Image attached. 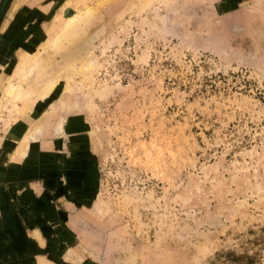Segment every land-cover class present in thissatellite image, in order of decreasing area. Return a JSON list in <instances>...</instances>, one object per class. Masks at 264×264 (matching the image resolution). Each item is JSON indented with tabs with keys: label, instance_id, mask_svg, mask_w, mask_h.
Here are the masks:
<instances>
[{
	"label": "rangeland",
	"instance_id": "1",
	"mask_svg": "<svg viewBox=\"0 0 264 264\" xmlns=\"http://www.w3.org/2000/svg\"><path fill=\"white\" fill-rule=\"evenodd\" d=\"M34 2L21 13L33 48L1 46L0 91L16 78L57 83L17 101L10 131L0 122V171L33 169L23 181L65 232L38 247L40 260L19 255L4 199L0 264H264V0ZM85 7L88 22L49 49L65 12ZM62 157L65 182L47 181V160Z\"/></svg>",
	"mask_w": 264,
	"mask_h": 264
},
{
	"label": "crops",
	"instance_id": "2",
	"mask_svg": "<svg viewBox=\"0 0 264 264\" xmlns=\"http://www.w3.org/2000/svg\"><path fill=\"white\" fill-rule=\"evenodd\" d=\"M27 1L28 0H25L22 2L20 0H13V1L11 0L10 2L11 4H9L8 11L4 15L0 16V48L1 46H6V47L9 46L13 48V51H16V49L20 50V53L23 51L21 46H23L24 44L29 43L26 49L33 48L35 41L33 40V43H32L31 40L29 39L32 37V34H31V28L27 27L29 24L30 26H32L31 23L33 21H32L31 15L29 16V19H30L29 22H23L22 21L23 17L21 13L24 12V16L27 17L26 12L29 11L28 14H31L34 11V10H31V8H34L35 6H39V3L34 2V0H29L28 2ZM20 6H22V11L21 9L18 10ZM49 155L50 153H46L47 157ZM8 156H9L8 148L4 145V143H1L0 145V168L2 164L8 159ZM21 160L22 158L19 159V161ZM47 162L48 163H47L46 169L47 170L55 169L57 170V173H55L54 175L47 174L46 180L49 182L50 181H56V182L60 181L64 183L65 174H64V171H62V169L65 167V157H62V160H57V161L55 160L49 161L48 159ZM32 172H33V169H28V170H23V171L19 169L17 170L13 178L7 179L2 176L1 171H0V177L4 179V182H2L0 186L1 187L0 190L2 194L0 195L1 197L0 202L4 199L9 201V204L11 205L10 208H12L13 210L12 213L14 214L16 218V222H17L16 227L20 228V231H21L19 233V238L14 241V245L16 247L15 248L16 253H18L20 249L23 251L22 248H25L26 250L32 249L34 251L33 258L35 257V261H38L40 260L39 258L42 255L39 253L38 247L39 246L43 247L44 245L49 246V241L51 237L50 234L51 233L54 234L55 231H59L60 229H62V231L65 232V227L63 225L60 226L59 224H55L54 222L57 220L53 219L52 217L48 218L45 213H44L45 215L41 214L42 212L40 211L41 209L37 207L36 197L38 196V193H34L33 191L34 189L31 188L32 185H29V183H26L23 181V179L27 178L29 174ZM12 179H15V180H12ZM2 186H3V189H2ZM10 186L13 191V196H8L5 193V188H8ZM13 197H14V200H13ZM31 205L34 206L33 212L29 214L28 210ZM40 208L42 207L40 206ZM44 212H49V213L52 212V209L50 208L49 205L45 207ZM5 221L6 219L4 220V225H3L1 223L2 215H0V245H2L3 242H6L8 239V231L5 226ZM7 227L9 228L10 226L7 225ZM34 228L40 230L39 236H40L41 242L40 240H38L37 237L34 236L33 234ZM43 228H45L46 231L48 230L46 234L43 233ZM9 229L12 231V233H14L13 232L14 228H9ZM63 240L60 241L61 245L63 244L62 243ZM18 254L20 255V253Z\"/></svg>",
	"mask_w": 264,
	"mask_h": 264
},
{
	"label": "bare ground",
	"instance_id": "3",
	"mask_svg": "<svg viewBox=\"0 0 264 264\" xmlns=\"http://www.w3.org/2000/svg\"><path fill=\"white\" fill-rule=\"evenodd\" d=\"M92 10L93 9L90 7L88 8L85 7L84 10H77L69 16V19H67V21H66V12H65L64 30L60 28V30L55 31L53 40H51V43L48 44L47 47L53 51L56 44H58L59 42L63 43V40L66 37V26L73 25L77 21L79 22L83 21L87 23L91 16ZM80 36L82 38V35ZM34 57L32 60H34ZM47 62L49 63V57L45 59V63ZM90 66L91 64H88V67ZM56 80L57 78L55 76H48L44 80L39 81L37 84L33 83L34 82L33 80H32L33 82L29 81V84H28V82L24 78L22 79L16 78L14 79V81L10 82L9 84L1 88V91H0V122H2V124L6 127L7 132L10 131V129L14 127L13 125L16 122L17 114L19 113L17 109V104H16L17 101H20L22 103H28L30 101L31 103H33L34 100L36 101V100L45 98L54 89V86L57 83ZM23 83H27V84H23ZM25 105H28V104H25ZM26 109H27V106H26ZM37 126H34L33 131L32 132L30 131L31 134L29 136H26L24 139L28 145L32 144L30 143V141H33L34 139L36 140L37 136L39 135V130ZM21 152L24 153L23 150ZM9 169H8L9 170L8 173H11V171H13L11 164H9ZM38 240L40 239L38 238Z\"/></svg>",
	"mask_w": 264,
	"mask_h": 264
}]
</instances>
